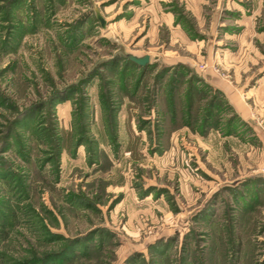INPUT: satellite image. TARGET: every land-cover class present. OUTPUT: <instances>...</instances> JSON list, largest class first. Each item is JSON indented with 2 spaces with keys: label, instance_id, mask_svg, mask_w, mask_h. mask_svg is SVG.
Segmentation results:
<instances>
[{
  "label": "rangeland",
  "instance_id": "rangeland-1",
  "mask_svg": "<svg viewBox=\"0 0 264 264\" xmlns=\"http://www.w3.org/2000/svg\"><path fill=\"white\" fill-rule=\"evenodd\" d=\"M0 264H264V0H0Z\"/></svg>",
  "mask_w": 264,
  "mask_h": 264
},
{
  "label": "water",
  "instance_id": "water-1",
  "mask_svg": "<svg viewBox=\"0 0 264 264\" xmlns=\"http://www.w3.org/2000/svg\"><path fill=\"white\" fill-rule=\"evenodd\" d=\"M96 17L101 22V24H103V19L101 18L98 11H96ZM128 58L139 65L144 64L148 61V55L137 57L132 54H128Z\"/></svg>",
  "mask_w": 264,
  "mask_h": 264
}]
</instances>
